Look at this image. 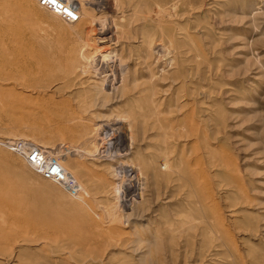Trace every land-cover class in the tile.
<instances>
[{
    "label": "rangeland",
    "instance_id": "374dc122",
    "mask_svg": "<svg viewBox=\"0 0 264 264\" xmlns=\"http://www.w3.org/2000/svg\"><path fill=\"white\" fill-rule=\"evenodd\" d=\"M66 2L0 0V264H264V0Z\"/></svg>",
    "mask_w": 264,
    "mask_h": 264
},
{
    "label": "built area",
    "instance_id": "2783aa9c",
    "mask_svg": "<svg viewBox=\"0 0 264 264\" xmlns=\"http://www.w3.org/2000/svg\"><path fill=\"white\" fill-rule=\"evenodd\" d=\"M38 1L41 6L59 15L67 23H75L81 19L80 8L73 3L68 4L66 0ZM7 146L22 155L30 167L45 178L62 185L76 195L81 194L82 186L56 157L46 152L40 145L26 139H14Z\"/></svg>",
    "mask_w": 264,
    "mask_h": 264
},
{
    "label": "bare ground",
    "instance_id": "6f19581e",
    "mask_svg": "<svg viewBox=\"0 0 264 264\" xmlns=\"http://www.w3.org/2000/svg\"><path fill=\"white\" fill-rule=\"evenodd\" d=\"M71 3L75 4L78 7V5L76 3H74V2H71ZM68 4H70V2H68Z\"/></svg>",
    "mask_w": 264,
    "mask_h": 264
}]
</instances>
